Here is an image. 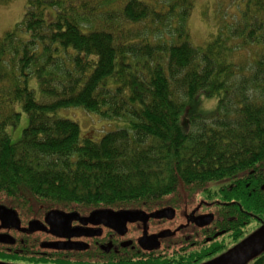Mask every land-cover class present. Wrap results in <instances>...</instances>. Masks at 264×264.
<instances>
[{
    "label": "trees",
    "instance_id": "obj_1",
    "mask_svg": "<svg viewBox=\"0 0 264 264\" xmlns=\"http://www.w3.org/2000/svg\"><path fill=\"white\" fill-rule=\"evenodd\" d=\"M244 2V20L195 46L194 0H28L0 35V204L25 222L52 209L170 205L186 217L173 237L212 213V235L231 242L197 263L263 225L264 0ZM19 104L29 125L13 142ZM74 106L129 126L82 140L77 122L56 115ZM248 264H264V251Z\"/></svg>",
    "mask_w": 264,
    "mask_h": 264
},
{
    "label": "flooded vegetation",
    "instance_id": "obj_2",
    "mask_svg": "<svg viewBox=\"0 0 264 264\" xmlns=\"http://www.w3.org/2000/svg\"><path fill=\"white\" fill-rule=\"evenodd\" d=\"M163 208L166 207L160 209ZM52 210H60L67 214L77 213L79 217H74L69 223L60 224L58 222L59 224L53 229L46 221L48 213ZM52 210L42 211L41 215L32 219L39 221L45 227L34 232L29 229L32 220L25 222L20 215V228H4L1 226L0 221V234L10 235L14 238L12 243L0 242V250L11 257H26L28 259L25 262L11 261L9 263L132 264V262H136L141 264H200L203 262L197 263L194 259L207 257L209 254L208 246L218 241L214 237L215 234L212 235L211 223L202 227L194 223L197 216L209 213L193 216V226L190 223L181 225L179 236L176 233V237L171 234L169 237L158 238L157 245L147 248L141 242L143 236L145 234L153 236L168 231L162 227L169 221L168 219L149 218L146 224L142 221L127 223L126 229L118 226V230L106 227L103 224H93L91 222L85 224L83 222V218L89 217L97 210L116 212L142 210L149 215L151 212L147 208L100 207L92 209L80 206L74 209ZM123 229H125V232L121 233ZM85 233H91V235L87 236ZM189 234L191 235L188 237ZM203 241L206 243H203ZM187 251H189L187 257H191L190 254H195L193 259L176 261L171 258L182 257V254L185 256Z\"/></svg>",
    "mask_w": 264,
    "mask_h": 264
},
{
    "label": "rangeland",
    "instance_id": "obj_3",
    "mask_svg": "<svg viewBox=\"0 0 264 264\" xmlns=\"http://www.w3.org/2000/svg\"><path fill=\"white\" fill-rule=\"evenodd\" d=\"M27 4L28 0H9L5 4L0 2V35L4 34L6 31L12 30L16 26V24L20 23L23 20ZM244 4V0H194V7L189 19L191 42L193 43V45H203L213 34H216L222 27H228V24H234L240 19L244 20V18H241ZM223 30H225V28ZM254 48L255 47H252L250 49H242L241 52H238L236 54L235 58L237 59V61H241L244 58V60L248 59L250 52H252ZM30 87L35 90L38 97H41L38 83L34 78H32L30 81ZM216 102L217 98L214 97V99L204 98L200 103L203 109L211 110L215 107ZM17 107L22 111L20 104ZM56 115L58 117L71 119L77 122L80 126L82 140L88 137L94 141L99 142L106 133L129 126V123L124 119H105L98 113L88 111L79 106L61 108L56 112ZM28 125L29 118L27 114L22 111L21 121L18 126L16 128H8V132L11 135L13 142L21 139L23 130ZM211 192H214L213 189L211 190ZM185 218V216L177 215L175 219L171 221L169 220L167 224H165L166 222L164 224L168 227L167 229H169L170 227H172L171 225L175 221L181 222ZM254 229L255 227L252 226L249 232L253 231ZM217 242L218 244H228L231 241L229 239V236L226 235L221 237ZM188 258L193 259L194 257L177 256L175 260H188ZM14 260H16V262L28 261L26 257H15ZM202 262H206V260ZM132 264L141 263L132 262Z\"/></svg>",
    "mask_w": 264,
    "mask_h": 264
},
{
    "label": "water",
    "instance_id": "obj_4",
    "mask_svg": "<svg viewBox=\"0 0 264 264\" xmlns=\"http://www.w3.org/2000/svg\"><path fill=\"white\" fill-rule=\"evenodd\" d=\"M175 216L174 208H163L157 209L151 212L149 215L142 210H126V211H112V210H100L94 211L89 217L83 218V222H91L93 224H103L106 227L118 230V226L126 229L127 223H134L142 221L147 223L149 218L153 219H172ZM74 217H79L77 213L67 214L60 210H52L48 213L46 221L49 223L51 228H55L57 224L69 223ZM214 219L212 214L199 215L194 219V223L197 226H206L210 224ZM0 221L1 226L4 228L15 227L20 228L21 221L17 211L11 207L0 204ZM59 222V223H58ZM45 227L37 220L30 222V231H38ZM125 229L121 233L125 232ZM52 230V229H51ZM53 232V231H52ZM173 231H165L158 235L148 236L145 234L142 238V244L146 245L147 248L153 247L158 244V238H165L171 236ZM223 232H219L215 235L218 237ZM90 236L91 233H85ZM156 240V242H155ZM1 243H12L14 238L10 235L0 234ZM151 242V243H150ZM264 251V224L261 225L254 232L249 234L246 238L235 244L233 247L223 252L219 256L210 259L201 264H248L252 259ZM0 264H12L9 262L0 261Z\"/></svg>",
    "mask_w": 264,
    "mask_h": 264
}]
</instances>
